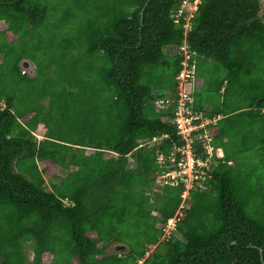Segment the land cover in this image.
Masks as SVG:
<instances>
[{"label": "trees", "instance_id": "16d2710c", "mask_svg": "<svg viewBox=\"0 0 264 264\" xmlns=\"http://www.w3.org/2000/svg\"><path fill=\"white\" fill-rule=\"evenodd\" d=\"M180 4L0 0V264H264V2L200 0L175 21ZM181 46L201 85L189 107L216 120L206 175L159 241L184 190L151 193L157 155L185 145Z\"/></svg>", "mask_w": 264, "mask_h": 264}, {"label": "built area", "instance_id": "2783aa9c", "mask_svg": "<svg viewBox=\"0 0 264 264\" xmlns=\"http://www.w3.org/2000/svg\"><path fill=\"white\" fill-rule=\"evenodd\" d=\"M199 2L200 0H181L180 6L187 3L194 9ZM193 9L192 11H194ZM181 12L178 9L174 15L175 21L179 18ZM183 57L182 69L176 76L177 95L173 123L175 124L176 135L180 137L185 145L183 147L173 148L167 157L161 154L157 155L155 162L159 167L165 168V171L160 175L162 185L176 186L180 182H183L184 190L180 195L181 202L178 210L162 225L159 240L168 239L170 235L174 234L176 223L180 217L179 209L183 206V199L186 196L187 189L193 183L199 185V181L204 179L208 167L207 161L212 154V148L209 146L210 130L207 126L214 124L216 119H208L199 112H192L190 109L189 104L191 103V98L188 90H186V86L193 79L194 68L187 63L189 55L185 48ZM166 106V101L155 102L156 110L165 108ZM194 139L202 141L203 151L206 154L204 159L200 157L195 158L192 153L190 142ZM166 161L170 163V167L169 165H165Z\"/></svg>", "mask_w": 264, "mask_h": 264}, {"label": "rangeland", "instance_id": "374dc122", "mask_svg": "<svg viewBox=\"0 0 264 264\" xmlns=\"http://www.w3.org/2000/svg\"><path fill=\"white\" fill-rule=\"evenodd\" d=\"M261 1L264 2V0H261ZM185 5H186L185 6V12L188 11V13L191 14L192 13L191 12L192 11V6L190 4H185ZM72 10H74V5L72 7ZM168 50H169V52H173V48H169ZM180 51H182V53L184 54V47L183 46L180 47ZM188 88H189V84H187L186 90H188ZM156 142H157V140H153V141L145 143V144H147L148 146H153ZM214 155L216 157H219V156H221V153L216 151ZM129 164H130L131 167L133 166V162L131 160H129ZM63 174H64V171H61V170L57 171L56 174H55L56 175V179H54L52 182L54 184H58V181H59L58 178L61 177ZM157 178H156V181L153 183V186H152V192H151L152 196H155L160 191V189L162 188V182H161L160 176L157 177ZM44 190H46V191L49 190V184H47V183L45 184ZM153 250H154V246H150L149 250L147 251V253H149L150 251H153ZM27 254H28V258L30 259V257H31L30 251H27Z\"/></svg>", "mask_w": 264, "mask_h": 264}, {"label": "water", "instance_id": "95a60500", "mask_svg": "<svg viewBox=\"0 0 264 264\" xmlns=\"http://www.w3.org/2000/svg\"><path fill=\"white\" fill-rule=\"evenodd\" d=\"M19 67L21 72L27 75L29 78H33L35 76V68L30 60L22 59L19 63ZM112 246L109 247L108 252L115 255H122L128 250L125 246H121L120 248H116L115 250L111 251Z\"/></svg>", "mask_w": 264, "mask_h": 264}, {"label": "crops", "instance_id": "0c3cea01", "mask_svg": "<svg viewBox=\"0 0 264 264\" xmlns=\"http://www.w3.org/2000/svg\"><path fill=\"white\" fill-rule=\"evenodd\" d=\"M185 4H187V3H185ZM185 4H183L182 6H180V10L182 11V12H185ZM193 9V8H192ZM193 10H195V8L193 9ZM181 12V13H182ZM192 13H193V11H191ZM192 13L191 14H189L188 13V11L187 12H185V15H186V19H189L191 16H192ZM200 88H201V85L200 84H193V86H192V91H188V92H193V93H195V94H198V93H201V91H200ZM191 88L189 87V90H190ZM221 92V91H220ZM113 250H115V245L114 246H112V248H111V251H113ZM110 251V252H111ZM151 252V251H150ZM149 252V253H150ZM107 253H109L108 251H107ZM149 253H147L146 254V256L149 254ZM110 255L112 254V253H109ZM118 257L120 256V255H117ZM137 264H140V261L137 263Z\"/></svg>", "mask_w": 264, "mask_h": 264}, {"label": "clouds", "instance_id": "9594fccd", "mask_svg": "<svg viewBox=\"0 0 264 264\" xmlns=\"http://www.w3.org/2000/svg\"><path fill=\"white\" fill-rule=\"evenodd\" d=\"M200 114H202L203 116H204V114L203 113H201V112H199ZM207 118V117H206ZM209 119H215V118H209Z\"/></svg>", "mask_w": 264, "mask_h": 264}]
</instances>
